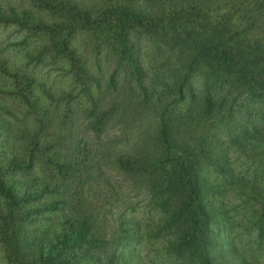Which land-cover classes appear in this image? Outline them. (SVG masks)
Instances as JSON below:
<instances>
[{"label":"trees","instance_id":"trees-1","mask_svg":"<svg viewBox=\"0 0 264 264\" xmlns=\"http://www.w3.org/2000/svg\"><path fill=\"white\" fill-rule=\"evenodd\" d=\"M215 1L219 0H207ZM204 2L101 0L88 5L76 0H0V27L11 24L25 33L20 45L4 46L1 53L17 52L18 61L34 55L38 62L65 60L64 73L74 78L75 85L82 84L85 99L76 112L49 91L42 97L46 104L42 103L29 90L31 78L0 56V78L7 80L0 93L18 109L5 105L0 110L8 116L19 111L23 117L17 128L20 134L13 136L17 145H10V138L0 139L3 156L11 157L8 165H0V244L7 264H134L137 248L157 245L159 239L162 244L151 264H260L255 256L236 253L218 182L211 181L214 173L228 178L223 166H211L210 158L213 148L224 142L214 133L213 146H191L189 141L194 130L210 132L222 124L229 140L249 132L264 152V34L249 31L254 23L250 13L264 8V0H226L219 11L205 10ZM143 36L172 51L174 64L176 55L181 57L185 68L170 69L162 80L157 75L147 80L140 55ZM85 57L98 73L112 63L113 73L122 77L120 89L113 74L107 81L116 93L134 88L142 97L134 105L128 102L132 110L124 120L140 125L138 141L126 154H117L113 165L128 176L149 212L157 214L156 226L137 220V202L124 204L112 232L93 213L77 206L74 189L81 183L88 154L65 147L74 115L83 114L85 129L99 138L112 119H124L123 108L128 107L107 100L109 95L93 96L91 89L99 87L101 94L102 88ZM50 105L57 108L55 114L58 108L63 113L55 121L54 113L49 116L45 109ZM6 128L7 118L0 114V131ZM106 152L105 158H111ZM255 171L249 185L252 189L257 183L254 202L259 208L249 206L255 211L248 230L260 246L264 244V166ZM4 178L12 182L6 184ZM47 241L51 245L45 249ZM99 250L101 260L88 263L93 259L88 252Z\"/></svg>","mask_w":264,"mask_h":264},{"label":"rangeland","instance_id":"rangeland-1","mask_svg":"<svg viewBox=\"0 0 264 264\" xmlns=\"http://www.w3.org/2000/svg\"><path fill=\"white\" fill-rule=\"evenodd\" d=\"M77 2H83L81 4L94 5L95 3L100 2L101 0H76ZM191 1V0H190ZM202 4V0H198ZM205 5L204 9L213 8L212 11H219L221 9L222 3L226 0L215 1L214 3H208L207 0H204ZM232 2L236 0H230ZM157 6V5H155ZM155 6H153L154 9ZM148 7V5L142 4L141 6ZM162 7V6H160ZM150 9V7H148ZM254 9V8H253ZM9 14V13H8ZM250 15L253 19V26L249 31H253V33L264 34V8L260 10H256V13ZM25 33L20 32L16 26H11V24L7 25L5 28L0 27V49L4 46H10L9 48L16 47L20 45V41L23 40ZM140 55L143 60L142 63L145 66L144 75L148 80L153 75H157L161 80L164 78V75L170 73V69L176 70L178 68L184 69L185 62L184 60L176 55V62L172 61V54L169 50L156 42V40L150 39L148 37L143 36L140 38ZM177 53V52H175ZM15 58H12L10 55H14ZM15 53H8L7 51H0V56L4 61H9V65L14 67H19L18 72L21 75H27L31 78L32 82L27 84L29 90L32 92L35 98L41 99L44 97V92L49 91L56 96H60L65 103L72 105L74 107V111L79 109L85 102V99L82 98L83 86L81 83L75 85L74 78L70 75H67L65 71V60L57 61V63H52L47 60L48 58L37 61L36 56L22 58L18 61V55ZM88 56V54H87ZM0 57V58H1ZM87 62L90 63L92 68V74L99 78V82L101 84V94L99 93V87H95L91 89L93 91L94 97H106L107 100L114 102H122L127 103L128 107H124L126 110L124 119H112L110 124L106 129V133L102 134L99 138L94 137V135L85 129V125L87 121H83V114L74 115V119L72 122V133L70 135H66L65 147L69 150L73 147H77L84 154H88V159L83 164L84 173L81 178V183L78 185L77 189H74L76 194V201L79 210L89 211L93 213L99 223H104V227L109 232L114 231V219L116 214L122 212L124 209V204L127 202H137L139 206L140 213L138 215L139 221H142L145 224H149L150 226H156L158 223L154 221L157 218L156 215H152L149 212L148 208L145 207L147 201L143 200L142 196L138 194L137 191H134L130 185V181L127 180L128 176H124L122 172L118 171L113 165L115 156L119 153H127L131 149V144L138 141L139 133L141 132V127L138 124H126V117L130 118V111L132 110L131 106L128 102L131 101L137 103L142 98L139 96V93L133 88L132 90L127 89L125 91H119L116 93L112 87H108V79L113 74L115 87L120 89L122 77L117 72L113 73L114 67L108 62L109 65L107 68H104L102 73H98L97 69L92 67V62L88 57H85ZM17 59V60H16ZM178 59H180L178 61ZM1 60V59H0ZM39 64V65H38ZM162 76V77H161ZM7 86L6 78H0V89L5 90ZM199 85L195 83L194 89L197 90ZM82 91V93H81ZM75 92V93H74ZM99 93V94H98ZM71 94L73 98L70 99ZM132 94V95H131ZM96 95V96H95ZM120 97H116V96ZM44 99L42 98V103H44ZM12 101L8 97H4L0 93V106L11 107L14 106ZM111 103V104H112ZM46 104V103H44ZM126 105V104H125ZM59 107V106H58ZM133 107V106H132ZM21 109V107H19ZM9 109V108H8ZM15 110H18L16 106H14ZM48 111V115L52 116V112L57 109L54 105L49 106V108H45ZM60 112L53 114V120L58 117L59 113L63 115L62 110L58 108ZM46 111V112H47ZM1 117L7 118L8 128L0 131V139L4 142V139L7 140L10 138L11 142L8 140L9 144L13 145L18 144V140H16L13 136H16L18 133L17 128L22 126L23 117L19 111H16L15 116H8L5 112L0 110ZM80 118H79V117ZM76 117V118H75ZM125 120V121H124ZM253 120V119H251ZM53 121V130H55L56 122ZM143 122V120H140ZM244 123V127L247 129L248 122L246 120H242ZM26 122V120H25ZM144 122L146 124V119L144 116ZM29 120H27V124ZM141 124V123H140ZM217 123H215L216 125ZM222 124H217V128L213 131H204L200 132L199 130H194L192 134V138L189 141L191 146H200V143L203 148L207 145L213 146L216 142L217 138L213 137V133L216 137L222 139V145L219 147H214L212 152H210V158H212L211 166H223L226 169V175L228 178L222 179L216 173L211 175V181L216 183L218 182L220 195L219 198L224 201L225 204V215L226 218L230 217V238L229 240L233 241V246L236 247V253L243 254L248 257H257L258 263L264 264V244L258 246L257 241L253 236V232L248 230L249 224L252 222V212L258 210L259 205L257 202H254V199H258L257 192L259 191L257 183L254 184L251 189V177L256 172L255 168L259 166H264L262 164L264 162V152L263 149L256 147L255 143L251 139L250 133L245 136L237 135L233 137L232 140L228 139V136H225L224 132L221 131ZM20 130V128H18ZM219 130L220 134H218ZM223 146V147H222ZM109 152H106V148H109ZM222 147V149H221ZM3 146H0V165L2 163H6L8 165V161L11 158L7 155V158L4 157V152L2 149ZM221 149V150H220ZM71 151V150H70ZM109 157L112 154L111 158ZM7 160L6 162H3ZM262 162V163H261ZM8 166H2V168L7 169ZM6 184L12 182L11 180L5 179L3 180ZM233 181V182H232ZM253 183V182H252ZM247 185V187H243ZM75 200V197H74ZM73 200V202H74ZM253 205L255 210L249 208V206ZM257 213V212H256ZM50 217H48L49 219ZM56 219V217H54ZM46 222V217L42 219V223ZM228 222V221H227ZM54 225V223H50ZM51 226V225H50ZM37 228V227H36ZM55 228V227H54ZM54 228L52 230H54ZM40 230H43V227H40ZM31 231H35V229H31ZM28 234V232H26ZM39 237L41 235L37 234ZM51 238V237H50ZM49 238V239H50ZM46 242L44 248L48 249L51 244H47ZM142 244L141 247H138L136 250V256H133V261L138 263V259L141 264H151L150 260L155 259L156 249L161 246L162 239L156 241L157 245L150 244ZM226 247V246H225ZM227 248V247H226ZM253 251V252H252ZM90 257H92V261H88V263L101 260L103 253L102 251H98L95 253L93 251L88 252ZM253 253V254H252ZM84 257L86 256V252L83 253ZM232 257H236L235 255ZM232 257H229V260H232ZM0 264H7L5 259L4 249L0 244Z\"/></svg>","mask_w":264,"mask_h":264}]
</instances>
